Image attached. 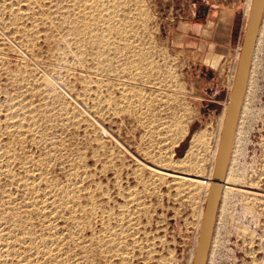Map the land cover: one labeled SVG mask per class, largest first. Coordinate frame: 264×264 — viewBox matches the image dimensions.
I'll list each match as a JSON object with an SVG mask.
<instances>
[{"label": "rangeland", "instance_id": "1", "mask_svg": "<svg viewBox=\"0 0 264 264\" xmlns=\"http://www.w3.org/2000/svg\"><path fill=\"white\" fill-rule=\"evenodd\" d=\"M252 1L0 0V264H193ZM261 31L208 264H264Z\"/></svg>", "mask_w": 264, "mask_h": 264}, {"label": "water", "instance_id": "2", "mask_svg": "<svg viewBox=\"0 0 264 264\" xmlns=\"http://www.w3.org/2000/svg\"><path fill=\"white\" fill-rule=\"evenodd\" d=\"M264 18V0H253L232 88L228 110L218 146L213 182L209 190L193 264H208L223 197L239 119L250 80L258 37Z\"/></svg>", "mask_w": 264, "mask_h": 264}, {"label": "bare ground", "instance_id": "3", "mask_svg": "<svg viewBox=\"0 0 264 264\" xmlns=\"http://www.w3.org/2000/svg\"><path fill=\"white\" fill-rule=\"evenodd\" d=\"M97 1V0H96ZM85 27V26H84ZM86 29V28H85ZM87 30V29H86ZM84 31V30H83ZM262 31L260 30V33H261ZM119 33V32H118ZM260 33H259V36H260ZM258 39H259V37H258ZM257 44H258V42H257ZM255 53H256V51H255ZM254 57H255V55H254ZM254 61V60H253ZM250 81V80H249ZM48 82V81H47ZM49 83V85H50V83L52 84V82H48ZM250 83V82H249ZM249 83H248V87H249ZM47 86V85H46ZM247 91H248V89H247ZM246 95H247V93H246ZM246 98V97H245ZM244 107V106H243ZM227 110H228V108H227ZM227 110H226V112H225V117H226V113H227ZM242 111H243V109H242ZM241 114H243V112H241ZM224 117V116H223ZM241 117V116H240ZM240 120V119H239ZM224 121H225V119H224ZM224 126V125H223ZM223 128H222V126H221V128H220V133H222L221 132V130H222ZM237 135V134H236ZM221 137H219V139H220ZM219 139H218V142H219ZM216 156H217V152H216V154H215ZM230 165V164H229ZM180 169V168H179ZM214 169V168H213ZM228 170H229V168H228ZM163 174V173H162ZM213 175V174H212ZM179 176H177V178H178ZM176 178V179H177ZM187 179V178H186ZM208 180H206L205 182H203V183H200V185L201 184H203V185H205V190H206V194H208L209 193V190H210V188H211V186H212V182H213V178L212 179H209V177L207 178ZM181 180H183L182 178H181ZM229 180L231 181V179H230V171H227V174H226V178H225V181H224V185H223V192H224V194L227 192V191H229V190H232V189H230L229 188ZM193 181V180H192ZM202 186V185H201ZM204 187V186H203ZM234 191V190H233Z\"/></svg>", "mask_w": 264, "mask_h": 264}]
</instances>
